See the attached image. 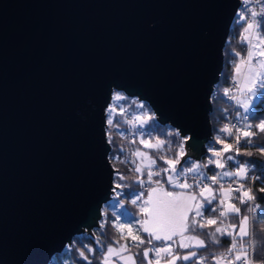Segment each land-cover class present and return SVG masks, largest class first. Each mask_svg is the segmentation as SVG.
Listing matches in <instances>:
<instances>
[{
  "label": "water",
  "instance_id": "95a60500",
  "mask_svg": "<svg viewBox=\"0 0 264 264\" xmlns=\"http://www.w3.org/2000/svg\"><path fill=\"white\" fill-rule=\"evenodd\" d=\"M238 5L0 0V264H48L96 226L111 194L104 109L113 89L145 101L159 123L210 139L211 92Z\"/></svg>",
  "mask_w": 264,
  "mask_h": 264
},
{
  "label": "snow or ice",
  "instance_id": "6c2138e0",
  "mask_svg": "<svg viewBox=\"0 0 264 264\" xmlns=\"http://www.w3.org/2000/svg\"><path fill=\"white\" fill-rule=\"evenodd\" d=\"M234 25L240 29L236 44L246 47L245 54L232 47L230 34L225 57L232 67L231 85L223 88V96L234 110L224 109L221 119L228 122L213 128L206 143L189 128L160 129L155 111L139 99L130 101L139 111L116 119L117 108L120 117L127 109L112 101L129 100L119 91L111 93L104 109L111 213L96 210V231L75 248L74 264H264L258 259L264 240L256 235L264 209L253 191L257 181L264 184V161L240 160L254 155L251 148L264 157V142H255L264 134V0H240ZM115 136L124 142L119 147ZM137 141L142 147H132ZM117 163L126 166L131 180ZM258 191L264 193V186ZM109 227L118 238L105 243ZM224 239L229 240L224 252L209 251L222 247ZM67 247L74 248V242Z\"/></svg>",
  "mask_w": 264,
  "mask_h": 264
},
{
  "label": "trees",
  "instance_id": "16d2710c",
  "mask_svg": "<svg viewBox=\"0 0 264 264\" xmlns=\"http://www.w3.org/2000/svg\"><path fill=\"white\" fill-rule=\"evenodd\" d=\"M239 31L240 29L237 28L235 25H234V19L231 21V24L229 26V30H228V34H227V37L224 41V44H223V48H222V51H223V61H222V68H221V73H223V76L219 75V79L218 81L216 82V84L214 85V91L212 90V95H211V110L209 111V120L212 122L210 125H211V136H210V139H212L214 133L212 131L213 128L215 129H218L219 127H222L224 123H227L228 120L226 119H221V116L223 115H226L224 113V109L225 108H228L229 111H233L234 110V106L233 107H230V105H232V102L231 101H228L224 98L223 96V88L225 87H229L231 85V82L229 81V79H231V71H232V67H231V64L230 63H226V57H225V52L226 51H230V48L228 47V41H229V36L230 34L232 35V39H231V46L232 47H236L237 50H240L242 52V54H245L246 52V47L245 49H241L239 47V45L236 44V40L238 39V36H239ZM114 91H119L121 94L125 95L126 97H128V100H129V103H124V102H116V101H112L113 104H116L117 106L121 103L124 104V107L127 109V114L125 117H120L118 115V108H117V116L115 117L116 119H124V118H128L129 116H132L135 112L139 111L138 109H135L134 106L130 105V101L132 99H138L137 97L135 96H129L127 94H125L123 91L121 90H118V89H113L112 92ZM111 99V97H110ZM140 100V99H139ZM142 101V100H141ZM146 104V106L149 107V105L145 102V101H142ZM150 108V107H149ZM151 109V108H150ZM260 115L262 117H264V112H261ZM218 121V122H217ZM234 122V121H233ZM253 124L255 123H258V120H252L251 121ZM170 125L167 124V123H159V128L160 129H164L166 130L167 127H169ZM105 128H106V125H105ZM126 129V125L121 128L120 130L123 131ZM115 131V130H114ZM158 133L154 132L153 135H156ZM115 139V142L117 144V146L119 147L122 143L119 136H115L114 137ZM229 142H232V141H229ZM256 143H261V142H264V134H260L256 141ZM142 147V145H139V141H137V144L132 146V147ZM217 147H220L219 145H217ZM111 149H109L110 151ZM250 151H252L254 153V155L252 157H244V156H241L240 157V160L241 162H243V160L245 159H252V160H257V161H264V157H261L259 155V153L256 151L255 148H251V149H248ZM242 151H244V149H242ZM197 160L199 161H203L204 160V157H199ZM116 167L120 169L121 172H123L125 175L129 176V180H131L133 177H132V174H130L128 171H127V168L126 166L124 165H120L119 163L116 164ZM231 170V169H229ZM209 174H212V173H209ZM264 186V184H261L259 181L256 182L255 186H254V189L253 191L255 192V194L257 195V200L255 201V203L259 204L260 207L262 209H264V200H261L259 199V197L261 196H264V193H260L258 191V189L260 187ZM127 191V190H125ZM112 201V194H110V197L107 201L103 202L102 205H101V208H100V211H104V210H107L109 213H111V208L109 207V204L110 202ZM126 206L129 208V210L135 212L136 209L133 208L131 205H127ZM242 212H245L246 213V206L245 207H242ZM233 222H238V221H233ZM261 229H264V223H259L256 225V235H257V239L258 240H264V231H262ZM96 231V226H93L90 228V232H95ZM87 231L83 230L77 234H74L70 241L66 243V245L62 248V250L60 252H57V253H54L51 257V259L49 260L48 264H74V260L76 258V252H75V248H79L80 244L81 243H88V237H87ZM118 238L116 236V233L111 229V227L108 228V232H107V237L105 238V243L108 241V240H111L112 238ZM70 242H74V248L70 249L67 247V245L70 243ZM123 242V241H122ZM229 245V240L227 239H224L222 240V247H219V248H210L209 251H215V252H224L227 247ZM147 245H145L146 247ZM133 252L136 251L135 248L132 249ZM199 255H205V252L204 251H200L199 252ZM260 258H264V252L262 253H259L258 255V259Z\"/></svg>",
  "mask_w": 264,
  "mask_h": 264
},
{
  "label": "built area",
  "instance_id": "2783aa9c",
  "mask_svg": "<svg viewBox=\"0 0 264 264\" xmlns=\"http://www.w3.org/2000/svg\"><path fill=\"white\" fill-rule=\"evenodd\" d=\"M240 6V0H239V5H238V7ZM237 7V8H238ZM226 100H227V98L226 97H224ZM131 116H129L128 118H130ZM225 185H227V184H225ZM228 186V185H227Z\"/></svg>",
  "mask_w": 264,
  "mask_h": 264
},
{
  "label": "rangeland",
  "instance_id": "374dc122",
  "mask_svg": "<svg viewBox=\"0 0 264 264\" xmlns=\"http://www.w3.org/2000/svg\"><path fill=\"white\" fill-rule=\"evenodd\" d=\"M231 75H232V71H231ZM229 81L231 82V79H229ZM214 91V88H213ZM213 93V92H212ZM225 187H227V185H225ZM86 231V230H85ZM90 231V230H89ZM88 232V231H87Z\"/></svg>",
  "mask_w": 264,
  "mask_h": 264
},
{
  "label": "bare ground",
  "instance_id": "6f19581e",
  "mask_svg": "<svg viewBox=\"0 0 264 264\" xmlns=\"http://www.w3.org/2000/svg\"><path fill=\"white\" fill-rule=\"evenodd\" d=\"M220 73H221V71H220ZM220 73H219V75H220ZM218 79H219V78H218ZM217 81H218V80H217ZM215 84H216V83H215ZM215 84H214V85H215ZM211 95H212V92H211ZM210 100H211V97H210Z\"/></svg>",
  "mask_w": 264,
  "mask_h": 264
}]
</instances>
